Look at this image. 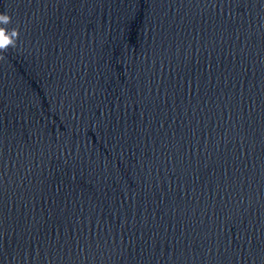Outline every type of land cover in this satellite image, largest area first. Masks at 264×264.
<instances>
[{
	"label": "water",
	"instance_id": "1",
	"mask_svg": "<svg viewBox=\"0 0 264 264\" xmlns=\"http://www.w3.org/2000/svg\"><path fill=\"white\" fill-rule=\"evenodd\" d=\"M0 264H264V0H0Z\"/></svg>",
	"mask_w": 264,
	"mask_h": 264
},
{
	"label": "clouds",
	"instance_id": "2",
	"mask_svg": "<svg viewBox=\"0 0 264 264\" xmlns=\"http://www.w3.org/2000/svg\"><path fill=\"white\" fill-rule=\"evenodd\" d=\"M13 22L9 13H0V60H5L6 53L10 48H17L20 36L19 27H8Z\"/></svg>",
	"mask_w": 264,
	"mask_h": 264
}]
</instances>
